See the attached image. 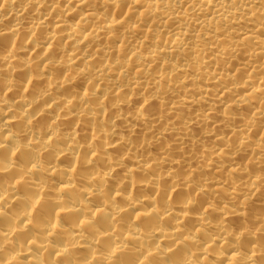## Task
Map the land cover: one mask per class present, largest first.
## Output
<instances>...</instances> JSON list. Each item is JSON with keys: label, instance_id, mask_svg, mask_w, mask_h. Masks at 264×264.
<instances>
[{"label": "bare ground", "instance_id": "1", "mask_svg": "<svg viewBox=\"0 0 264 264\" xmlns=\"http://www.w3.org/2000/svg\"><path fill=\"white\" fill-rule=\"evenodd\" d=\"M0 264H264V0H0Z\"/></svg>", "mask_w": 264, "mask_h": 264}]
</instances>
